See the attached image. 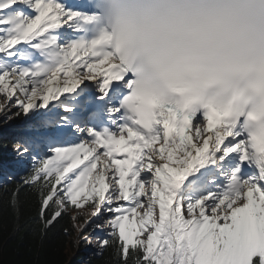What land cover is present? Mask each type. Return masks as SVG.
<instances>
[{
	"label": "snow or ice",
	"instance_id": "1",
	"mask_svg": "<svg viewBox=\"0 0 264 264\" xmlns=\"http://www.w3.org/2000/svg\"><path fill=\"white\" fill-rule=\"evenodd\" d=\"M91 13V0H0V119L36 133L0 129L29 161L0 181L4 243L66 236L74 208L107 264H264V112L134 93Z\"/></svg>",
	"mask_w": 264,
	"mask_h": 264
},
{
	"label": "clouds",
	"instance_id": "2",
	"mask_svg": "<svg viewBox=\"0 0 264 264\" xmlns=\"http://www.w3.org/2000/svg\"><path fill=\"white\" fill-rule=\"evenodd\" d=\"M93 29L132 91L264 112V0H91Z\"/></svg>",
	"mask_w": 264,
	"mask_h": 264
},
{
	"label": "trees",
	"instance_id": "3",
	"mask_svg": "<svg viewBox=\"0 0 264 264\" xmlns=\"http://www.w3.org/2000/svg\"><path fill=\"white\" fill-rule=\"evenodd\" d=\"M9 147H0V160L9 154ZM30 198L35 199L34 196ZM71 214H66L62 224L69 229L68 235L64 236L62 229L57 231L53 237L45 242L41 247L37 240H33L29 232L24 233L22 242L18 241V235L13 236L7 240V244L4 240L8 237V233L11 231L12 222L8 221L7 231L0 232V249L7 248V251H0V264H68L71 251L70 236L74 232L73 221L70 219ZM64 236L63 240L59 238ZM71 249L74 250L72 244ZM80 257V256H78ZM111 259L108 253H103L101 257H92L89 264H107ZM72 264H78V260L74 259ZM71 264V263H70Z\"/></svg>",
	"mask_w": 264,
	"mask_h": 264
},
{
	"label": "rangeland",
	"instance_id": "4",
	"mask_svg": "<svg viewBox=\"0 0 264 264\" xmlns=\"http://www.w3.org/2000/svg\"><path fill=\"white\" fill-rule=\"evenodd\" d=\"M14 110V109H13ZM0 129H2L3 131V135L9 136H21L24 135V133H31L30 131H28V127L26 125V123L24 121H17V120H12L9 121L7 125H3L2 123V119H0ZM95 233H90V237L89 239L91 240V243L94 244L95 247L96 246V240L94 236ZM88 244V242H86V245Z\"/></svg>",
	"mask_w": 264,
	"mask_h": 264
},
{
	"label": "bare ground",
	"instance_id": "5",
	"mask_svg": "<svg viewBox=\"0 0 264 264\" xmlns=\"http://www.w3.org/2000/svg\"><path fill=\"white\" fill-rule=\"evenodd\" d=\"M101 235H102V234H101ZM88 247H90V248H91V244H88ZM92 249H93V250H94V249H95V250H97V249L95 248V246H94V245L92 246Z\"/></svg>",
	"mask_w": 264,
	"mask_h": 264
}]
</instances>
